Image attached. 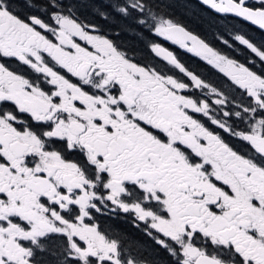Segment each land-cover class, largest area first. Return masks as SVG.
Masks as SVG:
<instances>
[{
	"label": "snow or ice",
	"instance_id": "snow-or-ice-1",
	"mask_svg": "<svg viewBox=\"0 0 264 264\" xmlns=\"http://www.w3.org/2000/svg\"><path fill=\"white\" fill-rule=\"evenodd\" d=\"M171 6L0 0V264H264V0H197L228 51Z\"/></svg>",
	"mask_w": 264,
	"mask_h": 264
},
{
	"label": "trees",
	"instance_id": "trees-1",
	"mask_svg": "<svg viewBox=\"0 0 264 264\" xmlns=\"http://www.w3.org/2000/svg\"><path fill=\"white\" fill-rule=\"evenodd\" d=\"M171 4L172 6L169 11L189 31H192L193 33L201 36L217 49L228 51L217 39L220 31L222 30L221 25L205 10L197 6L196 1L171 0ZM113 27L116 28V30H119V25H113ZM237 28H240V26L237 25ZM241 31L257 44L264 42V34L256 30L255 28H249L247 27V25H245V27L241 29ZM224 38L229 39L231 42V31H225ZM120 41L126 48L134 51L137 59L142 61L152 57L149 47L150 43H161V40L156 37H150L148 35L141 36L131 30L122 31L120 35ZM232 55L235 58L243 61L245 57L250 54L247 50L244 49L243 46L237 44L235 51L232 52ZM185 66L194 73H197L203 78L209 80L210 82H217V77L219 74L213 69L207 68L204 64L194 60L193 58L192 60L187 59V63L185 64ZM111 225L121 231L132 233V231L127 226H125V224L113 223Z\"/></svg>",
	"mask_w": 264,
	"mask_h": 264
},
{
	"label": "flooded vegetation",
	"instance_id": "flooded-vegetation-1",
	"mask_svg": "<svg viewBox=\"0 0 264 264\" xmlns=\"http://www.w3.org/2000/svg\"><path fill=\"white\" fill-rule=\"evenodd\" d=\"M158 39L161 40V43L163 44L164 47L168 48L170 51H172L174 54H176L178 59L182 63L186 64L187 63V59L192 60V58H193L194 60L204 64L207 68H211V66L207 65V63L205 61L201 60L199 57L194 56L192 53H188L186 50L181 49L179 47V45L173 44L170 41H163L161 38H158ZM150 52H151V50H150ZM151 54H152V57L151 58H147L144 61L148 62V63L155 64L158 67L164 68L166 62L163 61L161 58L156 57L152 52H151ZM168 67H169V69H171V66H168ZM214 71H216V70H214ZM173 72H176L177 74H179L178 70H175V69H171V71H169V74H172ZM105 223L106 224H110V225L113 224V223L125 224V226H127L132 231V233L135 234V229L132 228L130 223L126 222L123 219H109Z\"/></svg>",
	"mask_w": 264,
	"mask_h": 264
},
{
	"label": "water",
	"instance_id": "water-1",
	"mask_svg": "<svg viewBox=\"0 0 264 264\" xmlns=\"http://www.w3.org/2000/svg\"><path fill=\"white\" fill-rule=\"evenodd\" d=\"M194 1H196L197 2V0H194ZM264 34V33H263Z\"/></svg>",
	"mask_w": 264,
	"mask_h": 264
}]
</instances>
